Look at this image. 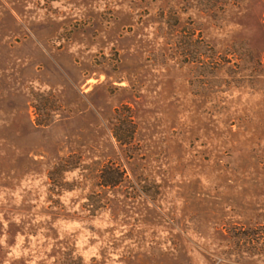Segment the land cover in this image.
Segmentation results:
<instances>
[{
	"label": "rangeland",
	"instance_id": "obj_1",
	"mask_svg": "<svg viewBox=\"0 0 264 264\" xmlns=\"http://www.w3.org/2000/svg\"><path fill=\"white\" fill-rule=\"evenodd\" d=\"M0 264H264V0H0Z\"/></svg>",
	"mask_w": 264,
	"mask_h": 264
}]
</instances>
